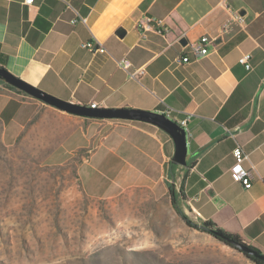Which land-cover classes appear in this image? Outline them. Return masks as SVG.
Segmentation results:
<instances>
[{
  "label": "crops",
  "instance_id": "0c3cea01",
  "mask_svg": "<svg viewBox=\"0 0 264 264\" xmlns=\"http://www.w3.org/2000/svg\"><path fill=\"white\" fill-rule=\"evenodd\" d=\"M204 36L210 53L182 62ZM89 41L105 52L84 49ZM244 54L250 70L238 62ZM0 67L72 104L188 118L176 177L173 141L155 125L68 114L0 80L3 144L83 150L86 176L114 185L163 187L169 177L176 191L177 178L191 221H211L264 255V0H0ZM238 147L248 155V189L230 175Z\"/></svg>",
  "mask_w": 264,
  "mask_h": 264
},
{
  "label": "rangeland",
  "instance_id": "374dc122",
  "mask_svg": "<svg viewBox=\"0 0 264 264\" xmlns=\"http://www.w3.org/2000/svg\"><path fill=\"white\" fill-rule=\"evenodd\" d=\"M44 149L0 139V264H245L185 225L169 177L163 187L114 185L86 176L85 151Z\"/></svg>",
  "mask_w": 264,
  "mask_h": 264
},
{
  "label": "water",
  "instance_id": "95a60500",
  "mask_svg": "<svg viewBox=\"0 0 264 264\" xmlns=\"http://www.w3.org/2000/svg\"><path fill=\"white\" fill-rule=\"evenodd\" d=\"M122 33L121 31L119 34ZM181 44H185L184 40H181ZM0 80L4 81L6 84L24 92L30 97L41 101L46 105H50L60 111L66 112L68 114L88 117V118H104V119H123V120H134L142 121L155 125L156 127L163 130L169 135L174 144V154L171 159V163L179 167H185V158H186V133L185 131L178 126L176 122L171 119H168L165 115L160 113H153L142 110H133V109H106V108H97L92 109L90 107L80 106L72 104L69 102L62 101L57 99L47 93L34 88L20 79L14 77L7 70L0 67ZM215 239L224 241V243L234 247L240 253L246 255L247 257H253L259 260L264 261V255L253 251L248 248L246 245H242L226 236L214 232ZM225 244V245H226Z\"/></svg>",
  "mask_w": 264,
  "mask_h": 264
},
{
  "label": "built area",
  "instance_id": "2783aa9c",
  "mask_svg": "<svg viewBox=\"0 0 264 264\" xmlns=\"http://www.w3.org/2000/svg\"><path fill=\"white\" fill-rule=\"evenodd\" d=\"M23 1L24 4L26 5H30L34 2V0H23ZM71 22L75 23L76 20H72ZM147 22H154L156 26H159L161 29L166 31V28L163 27L161 20L148 19ZM229 27H230V21H226L222 26V31L227 32ZM159 33H161V31H159ZM212 43L213 40L209 39L208 37L205 36L201 37L189 47V52H187V54L184 57H182L181 61L184 63H188L193 60H197L207 56L210 53L208 46L211 45ZM82 47L90 52H95V51H98L100 53L105 52V49L95 41H89L87 43H84ZM250 59L251 56L249 54H244L239 58L238 62L239 64L243 65L246 70H250L251 69ZM117 64L120 68L124 70H128L130 68V63L126 58H122L118 60ZM140 73H141L140 71L139 72L135 71L130 74V78H135ZM95 106H96L95 104H91L90 108L94 109ZM162 114L165 115L168 119H171L169 111H165ZM187 120L188 118H185L176 122L178 126L185 131V133L187 132ZM233 157H234V163L230 168V175L232 181L240 184L245 189L250 188L252 185V176L250 171L245 169L243 166V163L246 160H248V155L245 154L242 151V149L238 147L234 150Z\"/></svg>",
  "mask_w": 264,
  "mask_h": 264
},
{
  "label": "trees",
  "instance_id": "16d2710c",
  "mask_svg": "<svg viewBox=\"0 0 264 264\" xmlns=\"http://www.w3.org/2000/svg\"><path fill=\"white\" fill-rule=\"evenodd\" d=\"M9 87H11V86H9ZM11 88L15 89L14 87H11ZM175 168H176V166L174 164H171V172H173V170ZM169 196H170V200H171L172 206H173L176 214L181 218V220L185 223V225L187 227H189L191 229H194V230H197L199 232L208 234V235L212 236L213 238H215L213 233L214 232H218V233L226 236L227 238H230V239H232V240L244 245L239 240V238H237L234 235L228 234V233L224 232L223 230L217 228L211 221H202L200 223H195V222L191 221L189 219V217L183 212L182 203L185 200V198H184V196H183V194H182V192L180 190L176 192L175 190L170 189ZM216 240H218L219 242L224 243V241H221L219 239H216ZM224 244H226V243H224ZM226 245L229 246L230 248L236 250L234 247H231L228 244H226ZM252 250L257 252V253H259L258 251L254 250V249H252ZM236 251L240 253V251H238V250H236ZM242 255L245 256L246 258H248L254 264H264V261H262V260H259V259L253 258V257H247L244 254H242Z\"/></svg>",
  "mask_w": 264,
  "mask_h": 264
}]
</instances>
